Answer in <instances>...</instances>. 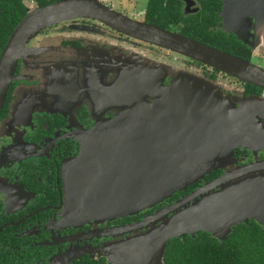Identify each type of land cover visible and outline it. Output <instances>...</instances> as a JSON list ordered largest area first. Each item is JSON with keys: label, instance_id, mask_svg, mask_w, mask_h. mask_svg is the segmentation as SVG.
I'll return each instance as SVG.
<instances>
[{"label": "flooded vegetation", "instance_id": "1", "mask_svg": "<svg viewBox=\"0 0 264 264\" xmlns=\"http://www.w3.org/2000/svg\"><path fill=\"white\" fill-rule=\"evenodd\" d=\"M100 1L131 18L152 23L147 15L149 0L143 4L126 0L136 10V2L143 5L141 17L116 8L122 0ZM169 2L172 5L174 0ZM47 4L0 0V62L19 22L29 11ZM176 5L185 15L207 6L210 14L218 12L220 16L213 28L222 30L230 11L226 0H209L205 6L201 0H177ZM233 20L246 40L236 42L232 54L264 69V15ZM165 23L173 27L165 29L182 33V19H166ZM8 76L7 82L0 84L1 89L5 87L0 109V264H112L103 248L162 223L147 220L158 210L178 203L167 211V219L264 178V144L257 137L259 131L264 134V87L120 32L96 18L75 17L45 27L28 40ZM192 79L212 85L232 102L237 114L243 110L257 118L258 131L251 126L226 125L227 129L210 114L180 121L167 130L171 143L194 142L198 131L210 146L197 153L195 144L187 147V153L178 146L176 156L181 159L175 157L170 172L182 186L172 196L137 214L90 213L81 204L76 214L68 217L69 165L82 154L88 132L141 102L165 100L168 95L163 92L174 83L179 82L174 87L186 86L183 89L189 91L194 87ZM182 92L179 96L189 94ZM196 125L206 127L200 131ZM108 132L102 130L94 136L92 149L103 148ZM195 156L203 158L201 163L212 160V168L197 179H185V174L195 169ZM111 158L104 170L110 185H115L120 178L114 180L113 176L130 173L131 159L124 156L127 160L120 163L118 154ZM139 167L140 172L145 168L142 157ZM224 177L227 180L220 183ZM253 222L261 225L250 215L237 225ZM201 231L205 230L199 229L195 235Z\"/></svg>", "mask_w": 264, "mask_h": 264}, {"label": "water", "instance_id": "2", "mask_svg": "<svg viewBox=\"0 0 264 264\" xmlns=\"http://www.w3.org/2000/svg\"><path fill=\"white\" fill-rule=\"evenodd\" d=\"M226 2L231 11L228 14L236 20L264 15V0ZM75 17L96 18L120 32L164 46L264 87V69L250 61L182 33L131 18L100 0H58L29 11L12 33L2 55L0 84L7 82L10 68L14 66L29 39L47 26ZM224 29L237 32L233 27ZM242 35L245 39V34ZM204 85L194 86V90L187 91L189 94L186 95L179 96L183 92L176 90L169 92L163 101L141 102L135 109L104 120L103 125L89 131L82 154L69 165L71 182L67 216H74L83 204L90 213L102 211L103 214L114 213L116 216L137 214L172 196L182 186L176 180V175L170 172L176 161L175 157L181 159L176 156L179 153L178 146L184 147L182 153H187V147L192 144H195V153L205 149L207 151L210 146V141L208 143L204 134L198 131H195L194 142H180L177 146L174 140L171 143L168 138L171 133H167V130L176 127L180 121L210 114L211 118L215 117L227 129L226 125H234L243 128L251 126L257 130V118L243 110L237 114L227 97L216 92L212 86ZM4 100L5 87L1 89L0 86V109ZM205 127L206 125H196L200 131ZM102 130L109 131V139L102 149L94 150L92 139ZM257 137L264 144V134L259 131ZM157 140L161 142L158 143ZM161 145L163 150L160 149ZM116 154L120 163L131 159V171L124 177L123 174L113 176L114 180H120L115 185L113 182L110 185L104 165L108 160L112 161L111 157ZM124 156H127L126 160ZM141 157L145 168L140 172ZM202 160L203 158L195 156V169L188 175L185 174V179H197L210 171L213 161L204 159L206 162L201 163ZM225 180L227 177L219 182L223 183ZM177 205L178 203L158 210L147 218L152 221L161 220L159 225L146 233H138L130 239L106 246L103 254L112 264H164V254L170 240L185 233L195 235L201 229L223 240L230 234L233 226L245 220L246 215L257 218L264 226V178L260 181L252 180L241 188L225 191L217 198L206 199L201 208L181 210L165 219V215Z\"/></svg>", "mask_w": 264, "mask_h": 264}, {"label": "trees", "instance_id": "3", "mask_svg": "<svg viewBox=\"0 0 264 264\" xmlns=\"http://www.w3.org/2000/svg\"><path fill=\"white\" fill-rule=\"evenodd\" d=\"M40 1L41 4H47L57 0ZM169 1L149 0L148 20L160 27L172 29L165 20L172 19L176 22L182 19L183 34L234 53L232 47L241 38L233 32L213 28L216 25L214 22L218 21L220 16L218 12L209 13L205 6L209 0H201L205 8L190 15L182 14L176 5L177 0H174L172 5ZM164 264H264V229L255 222L239 224L223 240L205 231L197 235L186 233L170 240L166 246Z\"/></svg>", "mask_w": 264, "mask_h": 264}, {"label": "rangeland", "instance_id": "4", "mask_svg": "<svg viewBox=\"0 0 264 264\" xmlns=\"http://www.w3.org/2000/svg\"><path fill=\"white\" fill-rule=\"evenodd\" d=\"M138 2H142V4L144 3V0H137ZM118 3V2H117ZM136 4H137V6H138V8L139 9H137L136 10V8L134 7V5H130L129 4V2L128 1H126V0H122V2H121V4L120 5H116L115 7L116 8H119L120 10H122V11H125V8H126V11H130L131 13H132V15H134V16H138V17H141L142 16V14H141V10H143V5L141 4H138L137 2H136ZM135 8V9H134ZM226 15V17H228V19H226L225 20V24H224V26H223V30H225L224 28H231V27H233L234 29H236V27L235 26H237V24L235 23V21L233 20L234 18H232L231 17V15L230 14H225ZM230 21V22H229ZM231 23V24H230ZM233 23V24H232ZM237 30V32H235V31H227V32H235V33H237V35L238 36H240L242 39H244V36L242 35V33L240 32V30H238V29H236ZM226 31V30H225ZM244 40H246V37H245V39ZM179 83V82H178ZM178 83H174L173 85H171L170 86V88L168 89V90H165L167 93H164L163 92V96H165L166 94H168L169 92H175L176 90H179V92H182V91H188V90H186V89H183V88H185L186 86H181V85H179L178 87H174V85L175 84H178ZM191 84H194V86H197V87H204L205 85L202 83V82H198V81H196V79H192V81L190 82V85ZM209 86V85H208ZM212 86V85H211ZM213 87V86H212ZM214 88V87H213ZM191 90H194V87L193 88H191L190 89V91Z\"/></svg>", "mask_w": 264, "mask_h": 264}]
</instances>
